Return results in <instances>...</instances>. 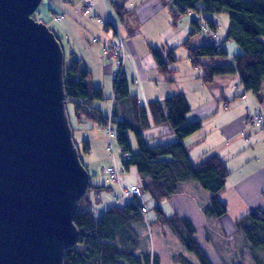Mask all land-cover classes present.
Wrapping results in <instances>:
<instances>
[{
  "label": "trees",
  "instance_id": "16d2710c",
  "mask_svg": "<svg viewBox=\"0 0 264 264\" xmlns=\"http://www.w3.org/2000/svg\"><path fill=\"white\" fill-rule=\"evenodd\" d=\"M169 1L171 11H193L214 29V22L203 14L222 11L228 13L229 24L225 39L234 41L240 51L228 64H203L201 78L209 82L216 76L237 73L245 91H251L258 97L264 88V0ZM191 26L190 37L202 28L205 29L197 17H193ZM184 45L187 46L188 56L194 65H198L204 58L226 55L224 48L217 47L212 42L192 47L187 38ZM150 50L157 67L162 71H166L167 63L176 60L170 52L167 55L168 62H165L157 49ZM69 55L70 64H65L64 69V91L67 104L72 105L78 123L76 129H86L84 125L92 123L105 125L108 117L96 102L103 99L101 88L92 84L91 72L82 60L75 56L74 52H69ZM113 84L115 100L111 114L113 127L118 131L116 141L121 151L129 154L128 159L120 160V167L125 172L130 166H134L140 174V190L152 202V210L155 213L153 222L167 225L181 245L195 255L199 264H213L197 243L194 236L196 230L190 219L175 211L167 215L163 212L161 203L180 193L186 182L195 181L210 194L208 202L202 207L204 217L225 215L227 204L220 200L218 194L226 186L229 169L225 162L214 154L199 163H194L189 158L182 140L198 132L202 128V122L199 119L186 120L190 106L183 93H173L162 102L150 101L146 107L138 102L135 94L129 93L124 77L113 81ZM261 103L264 109V102ZM148 114L152 120L148 118ZM152 123H168L176 139L170 143L148 145L142 133ZM261 128L264 129V122ZM128 132L134 135L137 148L135 150L131 149ZM89 150L88 140H82L81 151L88 153ZM88 185L89 188L79 201L73 218L79 232L78 241L66 250L64 264H159L158 255L148 249L147 241L138 231L140 226L149 228L147 214H139L125 197L120 198L121 194L119 201L114 205L107 209H97L90 197L91 192L100 190L98 193L93 192L99 199L102 190L110 191L112 187L91 183ZM146 206L149 210L148 205ZM235 226L237 231L242 233L250 255L264 251V209H252L235 220Z\"/></svg>",
  "mask_w": 264,
  "mask_h": 264
},
{
  "label": "water",
  "instance_id": "95a60500",
  "mask_svg": "<svg viewBox=\"0 0 264 264\" xmlns=\"http://www.w3.org/2000/svg\"><path fill=\"white\" fill-rule=\"evenodd\" d=\"M41 1L0 0V264H64L88 183L65 109L64 52L32 17Z\"/></svg>",
  "mask_w": 264,
  "mask_h": 264
},
{
  "label": "crops",
  "instance_id": "0c3cea01",
  "mask_svg": "<svg viewBox=\"0 0 264 264\" xmlns=\"http://www.w3.org/2000/svg\"><path fill=\"white\" fill-rule=\"evenodd\" d=\"M84 2L85 0H44L40 4L41 7H38L39 11L37 12V14L38 20H41L46 24L50 21H53V15L59 12L65 14L63 20H65L66 17L67 19L69 18L68 21L66 20V25L63 26V30L65 32L64 34L67 40L66 43L69 46L70 50V37L76 38L86 45L84 52L81 53V55H79L78 57L82 60L86 68L91 72L92 77L95 78L96 74H101L105 69H107L108 73H111L112 75V72L115 71V68L113 66V49L111 43L119 39L123 43L124 40L128 47V54L131 56L132 60L133 54L135 53V60H133V62L131 58L129 56H125L124 53L122 69L124 75L123 77L127 81L125 69L128 66L133 74L139 75L142 80L147 81L148 86L146 88V92L150 91V95H146L144 90H140L137 93H132L129 90V84L127 81L129 93L135 94L140 104L143 105L139 97H142V94L143 101L147 102L144 106L147 107V104L150 101L157 100L162 102L166 97L172 95L173 93H183L190 106V111L187 113V115L190 116V119L188 121L197 119L201 120V122L202 120L208 121L209 119L215 117L218 113L227 118H236L237 121L227 129H219L220 140L215 144L207 143L208 139L205 137L206 134L203 132L199 133V131L201 130L185 137L182 140V143L191 161H193L194 163H199L206 157L214 154L220 157L225 162V165L230 171L229 162L235 159L240 151L244 148H247L249 145H251L249 147L251 149H254V146L256 145L261 148L263 147L262 153L264 155V129L259 127V125L257 124L249 122L246 119L245 105L241 100H239V98H247V91H245L244 87L242 86L239 75L237 73H234L231 75L229 74L216 76L211 81L206 82L201 78L202 65L206 64V62L214 64L219 63H215L212 57L211 59H202V61L198 65L192 64L188 56V48L184 45V41L189 38V45L192 46L190 40L197 34L195 33L193 36H189V33L192 30L191 20L193 19V16L189 14V12L178 13L176 11H171V4L169 0H109L110 7H113V10H110V8H108L107 2L105 0H91V8L89 11H85L83 7ZM94 16L102 17L103 20L105 19L106 21H108V25L105 27V25L96 22L100 24V28L99 30H93L92 26L93 23H95L93 21H96L92 18ZM88 30H90L89 33ZM139 42L142 46V49L144 48V50H146L144 51L145 53L142 57H139L135 51L132 52L130 47L131 44L138 45ZM222 42H224L225 49L226 42ZM201 43L204 42L199 41L198 45H201ZM180 46H183L186 49L185 62L183 66L175 64L178 61V58L175 56V50ZM151 48L157 49L161 58L165 62H168L167 55L170 52L173 54L176 60L172 63H167L166 71H162L156 65V62L150 50ZM232 57L228 58L227 62L223 64L230 63ZM101 63L106 64V66ZM195 70L197 71L196 77H194L192 73ZM182 71L185 72L186 80L188 83L198 85V87L191 92H197V90L207 88L210 92V95L213 96L214 99L219 98L224 101V104H222V106L220 107V105L216 103L217 100H202L192 106L189 94L180 85L179 80L176 76L182 73ZM229 79L232 80L230 90L232 91L231 99H233V101L231 103H229V99H226V93L224 91V88L229 86ZM247 100H249V98ZM148 118L152 120L150 114H148ZM89 125L91 126V128L93 127V130L91 131V133H94L93 136L91 135L92 138L102 137L103 139L104 136H102L99 132L102 127L93 123ZM95 127L96 129H94ZM152 127H155V130L154 135L151 138H153V140H156V144L170 143L176 139L168 123H152L147 130L143 131L142 134L149 131ZM83 131L86 135V132L88 130L84 129ZM165 134L166 138L163 139L162 137ZM261 135L263 137H261ZM143 137L146 139L145 135H143ZM234 145H236V148H234ZM196 148L197 150H195ZM219 150H224V153H219ZM252 159H255L258 164L256 172H260L262 175H264V160L262 161L259 155L252 156ZM85 164L88 167L90 177H96L98 175L103 176L105 179V175L101 173V168L102 166H106V164H111V159L109 158L108 160L105 158L98 163ZM115 164L117 166H120L118 160L116 159ZM231 174L232 173L230 171V175L227 178V181L229 183V185H227L229 186V188H227L228 186H225V188L223 189L224 199H220L226 202V204L232 198L240 196V193L237 191L238 185L241 184L243 180L248 179L245 178V176L247 175H243L242 177H244L245 179L240 178L235 184L233 181L229 182ZM134 184L140 187L137 182L130 183V185ZM232 190L233 193L231 194L230 191ZM223 191L221 192L222 194ZM93 192L98 193L99 191ZM103 192L113 193V205L117 203V201H119L120 188L116 190L112 189L110 191L102 190L101 193ZM221 193L218 194L219 198ZM116 196L118 198H116ZM177 197H180V194L173 195L167 200L171 201L172 199ZM195 200L196 199L194 197L190 196L189 200L187 201L188 205L191 206L194 203L196 206L197 204L195 203ZM179 202L180 201H178V203ZM150 203L152 202L150 201ZM205 204L206 203L197 205V207L195 209L193 208V210L199 212V209L200 212H202V207ZM147 213L149 214V211ZM178 213L182 216L188 217L186 213ZM190 221L195 226L193 220L190 219Z\"/></svg>",
  "mask_w": 264,
  "mask_h": 264
},
{
  "label": "rangeland",
  "instance_id": "374dc122",
  "mask_svg": "<svg viewBox=\"0 0 264 264\" xmlns=\"http://www.w3.org/2000/svg\"><path fill=\"white\" fill-rule=\"evenodd\" d=\"M86 1H91V0H85V2ZM105 1L107 2L108 8H110V10H113V7H110L109 0H105ZM40 7L41 6L39 5V8ZM39 8L37 9L36 12L32 14V17L35 20H38L37 12L39 11ZM90 8L91 5L85 11H89ZM58 15L63 16V18L65 17V14L62 12L56 13L55 15H53V21L47 23V26L59 39L57 40L59 41L62 50L64 52V69H65V64L66 66L70 64L71 56L69 55V52H74L75 56L78 57L79 55H81V53L84 52L86 45L82 43L80 40L70 37L71 38L70 39L71 50H70V48L66 43L67 40L64 34L65 32L63 30V26L66 25V22L68 21L69 18L67 19L66 17L65 20L62 19L60 21H56L55 19L57 18L55 17ZM203 15L211 19L216 25L215 34L217 40L226 42V48H225L226 55H216L213 57V61L219 64L226 63L228 58L232 57L235 53L240 51L238 45L234 41L225 39L229 24L228 13L226 11H222L219 13H204ZM92 18L96 20L93 21L95 23L98 22L100 24L105 25V27L108 25L107 23L108 21H106L105 19L103 20L102 17L94 16ZM98 18H100L101 20L98 21L97 20ZM95 23H93L92 26L93 30L94 29L99 30L100 24L98 23L95 24ZM90 30H88V33L90 32ZM190 41L192 46L198 45L199 41L204 42L201 44H210V42H212L211 37L203 28L200 32H198L195 36H193ZM123 44H124L123 52L125 53V56H129L131 58V56L128 54V47L124 42V40H123ZM130 47H131V51L132 52L135 51L139 57H142L145 53L144 51H146L144 50V48L142 49L140 42L138 45L131 44ZM175 56L178 58V61L175 64L183 66L185 62L186 49L183 46H180L178 49L175 50ZM134 58H135V53L133 54V60H135ZM113 60H114V54H113ZM104 65L106 66V64ZM113 66H114V62H113ZM125 71H126V78L129 84V90L132 93H137L140 90H144L146 95L147 94L150 95V91L146 92V88L148 86L146 80H142L139 75L133 74L132 71L128 68V66L126 67ZM192 73L193 76L196 77L197 71L195 70ZM176 76L179 80L180 85L189 94V98L192 103V106H194L195 104L199 103L202 100H210V101L217 100L216 103L219 104L220 107L222 106V104H224V101H222L221 99L219 98L214 99L213 96L210 95V92L207 88L197 90V92H191L192 90L196 89L198 85L188 83L184 71H182V73ZM91 81L94 86L100 87L102 90L103 99L101 101H96V102L99 108L101 109V111L104 113V115L107 116L110 114L111 106H112L111 98L113 97V92H114L113 77L111 73H108L107 69H105L101 74H96L95 78L92 77ZM231 83L232 80L229 79V86L224 88V91L226 93V99L230 100L229 103L233 101V99H231L232 98V91L230 90ZM139 97L143 105H146L147 102L143 101V94L142 97L141 96ZM248 98L249 100H247ZM239 100H241L242 103H244L245 105L246 119L248 115V110L252 113H259L264 116V109L262 103L259 102V98L256 97V95L251 91H247V98L246 97L239 98ZM65 109L69 120V124L71 122L70 128L72 131V139L76 146L78 157L88 172V183L86 186V191L89 188L88 185L89 183L97 184V185L100 184L111 185L113 190L119 188L122 189L125 186L128 187L132 182H137L138 184L141 183V178H140L141 176L137 172L134 166H130L128 168V171H125L120 176L119 183L113 184L106 181L105 179L107 178V173L104 174L102 172V169L112 166V164L115 163V159L118 160V163L120 164L119 154L121 152V148H119L116 138H113L111 141V149L107 148L109 141L106 136H108V134L107 131L104 130L102 126L99 132L102 136H104L103 139L102 137L92 138L94 134L91 133L93 127L91 128L89 124L84 125V127H86V129L88 130L85 135L83 131L84 129H78V128L76 129L78 123L76 122L72 105L70 103L67 104V100H66ZM188 116L189 115L186 116L187 121L190 119V116L189 117ZM236 121L237 120L235 117L227 118L218 113L215 117L209 119L208 121L202 120L203 126L202 129H200L201 131H199V133L203 132L206 134L205 137L208 139L207 143L215 144L220 140L219 129L221 128L227 129L228 127L233 125ZM152 128L149 131L145 132L143 135H145L148 141V145H157L156 140H153V138H151L153 137L155 130L154 129L155 127ZM94 129H96V127ZM127 136L131 148L133 150L137 149L133 133L128 132ZM261 137L263 136L261 135ZM162 138L165 139L166 134ZM82 140L90 141L89 143L90 150L88 153H84L81 151ZM250 146L251 145L241 150L238 156L229 162V168L232 173L229 178V182L233 181L236 184L240 178H244L242 177L243 175H247L245 176V178L248 179L243 180L241 184L238 185L237 191L240 193V196L236 198H232L227 202V212L225 215H222L220 217L206 218L203 216L204 214L200 212L199 209H198L199 212L193 210V208L195 209L197 205H202L203 203H207L209 200L208 197H210L209 192L202 189L199 186V184L195 181H189L183 184L182 190L180 191V193H178L180 194V197L174 198L171 201L166 200L161 203V208L163 212L166 213L167 215L172 214L174 211H176V213L178 212L186 213L188 217L191 220H193L196 226V227L194 226L196 230L194 235L195 239L199 244V246L202 248V250L205 252L208 259L213 264H230L234 262H242L243 264H264V251L257 252L253 256L250 255L248 252L246 241L244 237L241 235L242 233L237 231V228L235 226V220L245 215L247 212L251 211L252 209L255 208L264 209V175H262L260 172L258 173L256 172L258 164L255 159H252V156L259 155L262 161L264 160L263 158L264 155L262 153L263 147L261 148L256 145L254 146V149H251L249 148ZM234 148H236V145H234ZM195 150H197V148ZM219 153H224V150H219ZM105 158L108 160L109 158L111 159V164L109 165L106 164V166H102L101 168V173L104 174L106 178L104 179L103 176H98V175L96 177L93 176L90 177L88 167L86 166L85 163L87 164L98 163ZM227 184L229 185L228 181L226 183V186H228ZM227 188H229V186ZM230 193L232 194L233 190L230 191ZM84 195L78 200L77 209L79 207V201L84 197ZM95 196L96 195H94L92 191L90 197L92 198L93 204L97 209H107L110 206H112L114 203V195L111 192L101 193L99 195V199H97ZM190 196L196 199L195 200V203L197 204L196 206L194 203L191 206L188 205L187 201L189 200ZM141 197L143 198L145 205H148L149 207V214L147 213L146 219L149 221L150 226L149 228L148 227L143 228L142 226H140V228H138L139 229L138 231L142 234L141 235L142 238L147 241L148 249H150L151 252L158 255L160 261L159 264H199L198 261L196 260L195 255L192 252L186 250L181 245V243L178 241V239L175 237V235L167 225L157 224L153 222L155 218V213L152 210L150 199L146 195H144V193H141ZM120 198L122 199L124 197L121 196ZM220 199H224V191L223 194L221 193ZM178 201L180 202L178 203Z\"/></svg>",
  "mask_w": 264,
  "mask_h": 264
},
{
  "label": "built area",
  "instance_id": "2783aa9c",
  "mask_svg": "<svg viewBox=\"0 0 264 264\" xmlns=\"http://www.w3.org/2000/svg\"><path fill=\"white\" fill-rule=\"evenodd\" d=\"M90 5H91V1H86L84 3V9L85 10L88 9ZM188 12L190 13V11ZM196 17L200 18V20L203 22L201 23L203 24L205 29H210L212 31V28L209 26L208 22L204 21L198 14H196ZM55 18H57L55 19L56 21H60L63 19V16L58 15ZM97 20L100 21L101 19L98 18ZM209 36L211 37V41L213 44H215L217 47L224 48V42L218 41L216 38V34H214L213 31L211 34H209ZM111 45H112L113 54H114L113 62L115 66V72H114L113 78L116 80H119L118 76L121 75L122 69H123V58H124L123 43L119 39V40H115L114 42H112ZM247 119L249 122L259 125V127L263 126L264 116L262 114L252 113L248 110ZM105 125L108 128L107 138L109 140V143H108L107 148L111 149V141L113 138L117 137L118 131L115 130V128L113 127V123H111L110 121H107ZM128 158H129V154L127 152H122V151L120 152L119 159L125 160ZM102 172L104 174L107 173L106 180H108V182L117 184L119 183L120 176L124 173V170L122 169V167L117 166L114 163L110 167L103 168ZM141 193L142 192L138 185H130L128 187H123L122 189H120L121 196L125 197L131 204H133V206L137 209L139 214L144 215L145 213L148 212V208L145 205L141 197Z\"/></svg>",
  "mask_w": 264,
  "mask_h": 264
},
{
  "label": "bare ground",
  "instance_id": "6f19581e",
  "mask_svg": "<svg viewBox=\"0 0 264 264\" xmlns=\"http://www.w3.org/2000/svg\"><path fill=\"white\" fill-rule=\"evenodd\" d=\"M43 1V0H42ZM42 1L40 2V4L42 3ZM189 14H191L193 17H196V13L195 12H193V11H190V13ZM208 34H211L212 33V31L214 32V34H215V29L214 28H212V31L210 30V29H204ZM202 45V44H201ZM193 47V46H192ZM114 72L115 71H113L112 72V77L114 76ZM124 75H123V70H122V73H121V75L120 76H118L119 77V79L120 78H122ZM113 80L114 81H116V79H114L113 78ZM114 84H113V88H114ZM114 100H115V98H114V95H113V97L111 98V104H112V106H113V102H114ZM112 106H111V111H112ZM107 117H108V119H107V121H110L111 123H113V121H112V114H111V112H110V114L109 115H107ZM102 127H103V129L104 130H106L107 131V133H108V128H107V126L106 125H102ZM115 130H117L116 128H115ZM117 139V138H116ZM109 141V140H108ZM119 148H120V146H119ZM121 160V159H120ZM149 211V210H148Z\"/></svg>",
  "mask_w": 264,
  "mask_h": 264
},
{
  "label": "clouds",
  "instance_id": "9594fccd",
  "mask_svg": "<svg viewBox=\"0 0 264 264\" xmlns=\"http://www.w3.org/2000/svg\"><path fill=\"white\" fill-rule=\"evenodd\" d=\"M135 185V184H134ZM126 187V186H125Z\"/></svg>",
  "mask_w": 264,
  "mask_h": 264
}]
</instances>
